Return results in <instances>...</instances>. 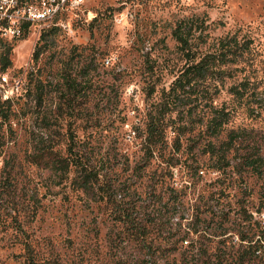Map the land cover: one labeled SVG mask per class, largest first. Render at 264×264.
Instances as JSON below:
<instances>
[{
  "label": "rangeland",
  "instance_id": "374dc122",
  "mask_svg": "<svg viewBox=\"0 0 264 264\" xmlns=\"http://www.w3.org/2000/svg\"><path fill=\"white\" fill-rule=\"evenodd\" d=\"M184 20L210 42L250 39L251 64L218 95L230 122L217 139L169 128L149 151L147 124L186 64L172 37ZM51 30L0 38V72L21 82L0 107V264H264V162L245 164L264 159V0H85ZM245 77L240 101L229 87ZM231 132L223 166L207 145ZM51 155L87 166L90 188Z\"/></svg>",
  "mask_w": 264,
  "mask_h": 264
},
{
  "label": "trees",
  "instance_id": "16d2710c",
  "mask_svg": "<svg viewBox=\"0 0 264 264\" xmlns=\"http://www.w3.org/2000/svg\"><path fill=\"white\" fill-rule=\"evenodd\" d=\"M207 28L202 21L184 20L179 22L172 31L177 50L186 60V64L171 83L170 88L163 91L158 111L147 124L146 144L149 151L164 141L169 128L177 130L178 136H181L194 132L200 125H205L209 137L217 139L230 122V112L225 107L216 106L215 102L227 80L237 73L244 72L246 66L251 64L253 42L250 39L239 38L237 33L210 42L209 39H205L207 35L203 36ZM54 31L43 32L40 42L45 41ZM25 32L27 34L28 31ZM205 46L207 49L203 50L202 47ZM42 48L41 46L36 49L34 53L36 60L39 59ZM0 62L3 71L11 65L8 54L1 57ZM250 86L249 78L245 77L238 85L229 87V93L235 99L244 101L253 97ZM10 102L0 100V107ZM168 116L170 118L167 121ZM173 116H175L174 119ZM177 122H180L179 125H176ZM240 138V133L231 132L228 141L220 146L209 142L208 152L218 158V163L222 162L223 166H229V161H226L227 154ZM50 157H52L50 166H53L58 174L67 175L70 173L71 166H76L80 188L84 190L90 188L92 171L81 161L78 163L76 157L73 155L65 159L56 158L54 155ZM263 162L264 159L259 153L253 151L246 158L245 164L255 172L261 173ZM28 264L37 263L30 258Z\"/></svg>",
  "mask_w": 264,
  "mask_h": 264
},
{
  "label": "built area",
  "instance_id": "2783aa9c",
  "mask_svg": "<svg viewBox=\"0 0 264 264\" xmlns=\"http://www.w3.org/2000/svg\"><path fill=\"white\" fill-rule=\"evenodd\" d=\"M85 0H0V38L22 39L26 30L45 31L64 27L65 16L80 9ZM8 72H0V94L11 101L21 89V82ZM2 97V96H1Z\"/></svg>",
  "mask_w": 264,
  "mask_h": 264
}]
</instances>
